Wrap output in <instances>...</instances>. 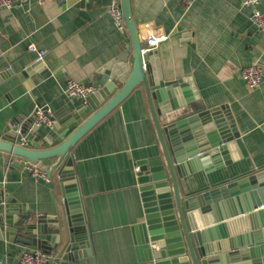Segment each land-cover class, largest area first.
<instances>
[{
	"label": "crops",
	"instance_id": "0c3cea01",
	"mask_svg": "<svg viewBox=\"0 0 264 264\" xmlns=\"http://www.w3.org/2000/svg\"><path fill=\"white\" fill-rule=\"evenodd\" d=\"M60 2L67 5L51 15ZM112 2L30 0L11 8L0 5V72L12 71L0 80V138L15 115L32 116L36 105L53 114L80 105L83 99L66 93L69 79L103 86L99 70L130 41L126 26L119 29L108 13ZM131 6L141 40L157 29L169 35L156 48L164 80L190 78L206 108H223L224 117L233 118L248 153L221 169L181 179L182 193L195 194L264 168V89L250 88L242 78L243 68L264 58V32L252 22L254 9L243 7L241 0H131ZM258 10L264 13V0ZM30 43L46 51L43 61L55 71L20 78L37 62ZM48 130L42 126L38 133ZM72 152L96 263L135 264L132 226L144 220L137 163L162 154L144 87L138 86ZM10 156L0 151V185L14 193L29 214H54L55 193L49 182L25 168L8 166ZM43 164L38 166L43 169ZM23 248L0 240L5 264H18ZM51 254L54 264L57 255Z\"/></svg>",
	"mask_w": 264,
	"mask_h": 264
},
{
	"label": "water",
	"instance_id": "95a60500",
	"mask_svg": "<svg viewBox=\"0 0 264 264\" xmlns=\"http://www.w3.org/2000/svg\"><path fill=\"white\" fill-rule=\"evenodd\" d=\"M121 1L130 41L99 70L103 86L72 111L55 112L54 127L45 134L34 126L35 114L15 115L6 126L0 151L24 159L15 166L53 163L43 169L56 212L29 214L0 185V240L11 248L18 244L55 253L54 264H97L72 149L143 86L162 154L137 163L144 220L132 226L135 264H264V168L195 194L182 193L181 179L221 169L248 153L233 118L224 117L223 108H206L190 78L164 80L158 50L139 37L131 0ZM66 5L60 2L50 14ZM258 64L264 68V58ZM49 70L55 71L37 60L20 78L34 72L43 77ZM10 75L5 69L0 80ZM23 140L26 145L20 144ZM5 261L0 252V264Z\"/></svg>",
	"mask_w": 264,
	"mask_h": 264
},
{
	"label": "built area",
	"instance_id": "2783aa9c",
	"mask_svg": "<svg viewBox=\"0 0 264 264\" xmlns=\"http://www.w3.org/2000/svg\"><path fill=\"white\" fill-rule=\"evenodd\" d=\"M30 0H0V5L5 7H17L23 6L28 3ZM243 7H252L254 9L251 19L252 22L256 25L258 29L264 32V13L258 10V5L260 0H241ZM108 13L113 19L116 26L124 30V14L122 8L121 0H113L112 4L108 8ZM169 35L163 30L157 29L153 35L148 38V44L150 47L157 48V46L162 42L167 40ZM30 51L36 53L37 60H43L46 51L40 49L35 43H30L28 45ZM148 50H144L147 52ZM263 72L264 68L259 64H254L247 66L242 70V78L250 88H259L263 84ZM66 93L71 97H78L85 99L89 95L95 93L98 90V86L92 83H86L82 81H76L69 79L65 86ZM34 114L36 116L34 121L35 127L45 126L49 129L54 127L55 119L53 117V112L46 106L36 105ZM21 145H26V142L23 140L20 142ZM24 159L11 155L8 160V166L14 165V162H23ZM24 168L27 172L34 176L35 178L43 179L47 182H50V178L46 170L40 168L38 165L25 161ZM139 171V166H137ZM55 255L51 253H46L41 250L32 249L29 247H24L19 254L18 264H51L54 260Z\"/></svg>",
	"mask_w": 264,
	"mask_h": 264
}]
</instances>
